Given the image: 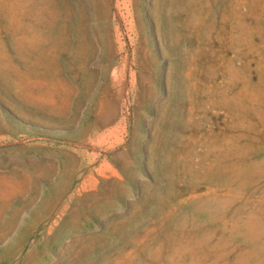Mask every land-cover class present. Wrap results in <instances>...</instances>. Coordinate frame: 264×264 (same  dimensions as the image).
<instances>
[{"label": "rangeland", "instance_id": "rangeland-1", "mask_svg": "<svg viewBox=\"0 0 264 264\" xmlns=\"http://www.w3.org/2000/svg\"><path fill=\"white\" fill-rule=\"evenodd\" d=\"M0 264H264V0H0Z\"/></svg>", "mask_w": 264, "mask_h": 264}]
</instances>
